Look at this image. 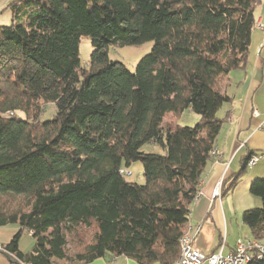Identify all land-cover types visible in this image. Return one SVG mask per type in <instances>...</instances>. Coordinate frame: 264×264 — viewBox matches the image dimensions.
Here are the masks:
<instances>
[{
    "label": "trees",
    "instance_id": "16d2710c",
    "mask_svg": "<svg viewBox=\"0 0 264 264\" xmlns=\"http://www.w3.org/2000/svg\"><path fill=\"white\" fill-rule=\"evenodd\" d=\"M261 1L10 3L12 23L0 26V228H19L3 245L11 259L178 260L223 125L218 112L231 102L224 86L247 62ZM84 37L93 48L87 65ZM148 42L135 72L108 58L112 47ZM47 104L54 112L42 120ZM187 110L199 116L194 127L166 120ZM150 144L165 153L143 151ZM134 162L143 165V185L126 179ZM249 191L262 207L245 210L242 222L263 243L264 177ZM24 232L34 240L27 254Z\"/></svg>",
    "mask_w": 264,
    "mask_h": 264
},
{
    "label": "crops",
    "instance_id": "0c3cea01",
    "mask_svg": "<svg viewBox=\"0 0 264 264\" xmlns=\"http://www.w3.org/2000/svg\"><path fill=\"white\" fill-rule=\"evenodd\" d=\"M255 19L256 26L252 32L247 62L243 69L232 71L225 83L224 91L231 98V102L218 112L223 125L214 156L202 178L199 198L191 207L188 225L192 229L193 226H202L196 247L205 255H228L236 248L238 241H253L251 229L248 227L249 231L243 227L245 225H240L236 212L232 213V208L237 205L238 196L248 193L255 178L264 177V0L256 6ZM217 151L220 157H215ZM249 155L258 157V162L248 174L237 179ZM220 183L223 187L222 197L214 199L213 192ZM246 203L243 211L250 209L247 200ZM18 230V226L0 228V247L8 244ZM33 247L34 242L29 248H23L19 244V249L24 254L29 253ZM115 263L138 264L125 257L114 260L102 258L89 264ZM0 264L21 263L0 250Z\"/></svg>",
    "mask_w": 264,
    "mask_h": 264
},
{
    "label": "rangeland",
    "instance_id": "374dc122",
    "mask_svg": "<svg viewBox=\"0 0 264 264\" xmlns=\"http://www.w3.org/2000/svg\"><path fill=\"white\" fill-rule=\"evenodd\" d=\"M13 0H2L0 1V10H3V12L0 14V26H8L12 23V11L9 8L10 3ZM153 42H148L140 46H126V47H112L108 52V58L113 62L122 63L127 67L128 70L131 72H135V68L139 61L148 55L152 48H153ZM93 51L91 40L87 37L82 38L81 44H80V59L83 65H87L90 62V56ZM46 109L45 114L42 117V120L50 119V113L54 112V107L52 104H47L44 106ZM18 116L21 118L24 117V114L21 112L17 113ZM50 117V118H49ZM166 120H168L170 123H173V126H181V127H194L197 122L199 121V116L195 113L191 112L190 110L185 111L182 115L179 117L174 118L173 116H169ZM143 151L147 153H156V154H164L165 150L158 145L150 144L143 147ZM127 171L132 173V176H126V179L131 182H136L137 184L143 185L145 183V178L143 176V165L141 162H134L131 164V166L127 169ZM230 197V196H228ZM227 197V198H228ZM230 199V198H229ZM231 200V199H230ZM246 200L248 201L249 208H260L262 207V200L261 198H258L256 196H253L250 191L246 193L245 196H238L236 198V201H238L236 206L232 208V213L235 211L236 216L239 219L240 225L242 224V214H243V206H246ZM251 201V203H249ZM248 208V207H247ZM235 223V222H234ZM235 227L236 223H235ZM246 229L250 231L248 226H243ZM94 229H91L89 231H86L84 236L88 237L93 233ZM243 238V237H242ZM246 240V239H244ZM34 240L28 232H24L20 239V246L23 248H29L33 244ZM261 245H264L263 243L258 242ZM0 250H4L3 247H0ZM62 264L63 262H59ZM119 264V263H115Z\"/></svg>",
    "mask_w": 264,
    "mask_h": 264
},
{
    "label": "built area",
    "instance_id": "2783aa9c",
    "mask_svg": "<svg viewBox=\"0 0 264 264\" xmlns=\"http://www.w3.org/2000/svg\"><path fill=\"white\" fill-rule=\"evenodd\" d=\"M254 114L258 115L256 111ZM215 157H220V153L217 151ZM258 157H252V163H256ZM126 173V172H123ZM128 175H130L128 173ZM222 185L221 183L215 188L213 192L214 199L222 197ZM202 229L201 225L193 226V237L190 242H184L187 246V257L180 259L174 264H242L246 257H256L257 254H263L264 249L261 247H253L250 241L243 242L238 241L236 248L228 255L222 253H214L205 255L200 252L196 247L197 237Z\"/></svg>",
    "mask_w": 264,
    "mask_h": 264
},
{
    "label": "bare ground",
    "instance_id": "6f19581e",
    "mask_svg": "<svg viewBox=\"0 0 264 264\" xmlns=\"http://www.w3.org/2000/svg\"><path fill=\"white\" fill-rule=\"evenodd\" d=\"M257 162H258V159H256V163H252V159H251L248 163V167L249 168L254 167L257 164ZM192 237H193V229L190 228L189 234L185 235L181 240V255L177 261L187 257V246H186V243H184V242H190L192 240ZM250 242L252 243L253 247H261L264 249V245H261L260 243H258L256 241H250ZM263 257H264V253L263 254H257L256 257H246L245 261L242 264H254L256 262L261 261Z\"/></svg>",
    "mask_w": 264,
    "mask_h": 264
}]
</instances>
